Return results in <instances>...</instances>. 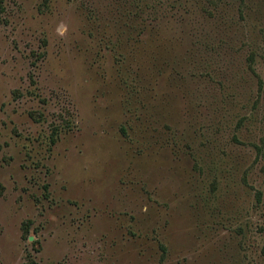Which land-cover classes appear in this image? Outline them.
<instances>
[{
	"label": "rangeland",
	"instance_id": "obj_1",
	"mask_svg": "<svg viewBox=\"0 0 264 264\" xmlns=\"http://www.w3.org/2000/svg\"><path fill=\"white\" fill-rule=\"evenodd\" d=\"M0 264H264V0H0Z\"/></svg>",
	"mask_w": 264,
	"mask_h": 264
},
{
	"label": "trees",
	"instance_id": "obj_2",
	"mask_svg": "<svg viewBox=\"0 0 264 264\" xmlns=\"http://www.w3.org/2000/svg\"><path fill=\"white\" fill-rule=\"evenodd\" d=\"M161 248H162L164 254H166V253H167V249H166V247H165V246H162Z\"/></svg>",
	"mask_w": 264,
	"mask_h": 264
}]
</instances>
